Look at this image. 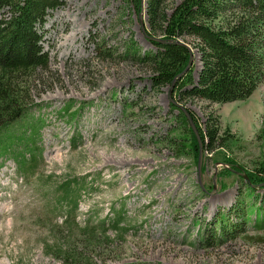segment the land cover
<instances>
[{"label": "rangeland", "instance_id": "1", "mask_svg": "<svg viewBox=\"0 0 264 264\" xmlns=\"http://www.w3.org/2000/svg\"><path fill=\"white\" fill-rule=\"evenodd\" d=\"M149 1L142 0L139 13L124 0H63L40 27L50 65L35 74L28 115L45 123L42 158L28 172L9 158L0 167V264H62L42 245L60 235L58 186L74 180L80 225L108 222L121 210L131 227L88 264H264V230L256 229L254 215L220 240L207 232L239 200L248 212L261 206L264 190L255 202L240 177L214 176L225 159L249 172L264 162V80L247 100L217 105L181 101L167 87L153 90L149 69L124 54L131 39L141 56L156 52L148 38ZM182 1L165 0L167 15ZM201 68L198 55L195 79ZM171 102L191 111L204 132L212 118L226 141L203 155L201 179L198 161L178 156L171 143L182 133ZM68 105L79 109L75 119L59 114Z\"/></svg>", "mask_w": 264, "mask_h": 264}, {"label": "trees", "instance_id": "2", "mask_svg": "<svg viewBox=\"0 0 264 264\" xmlns=\"http://www.w3.org/2000/svg\"><path fill=\"white\" fill-rule=\"evenodd\" d=\"M124 1L142 11V0ZM164 3H147L148 38L156 52L141 56L132 39L125 44V56L139 60L151 72L152 89H171L174 84L173 98L200 99L216 105L250 98L264 80V0H184L170 15ZM63 5V0H0V167L9 158L19 170L28 172L42 158L39 140L45 123L28 115L33 104L32 84L37 71L47 70L50 65L49 55L42 48L40 27L50 12ZM178 41L192 45L198 53L202 68L197 79L193 76L194 64L179 78L189 64L191 48ZM71 108L68 105L59 114L75 119L79 109L72 112ZM171 109L179 111L181 118L182 133L171 140L178 156L198 161L201 149L205 155L226 147L212 118L207 120L204 132L195 115L187 110L196 134L180 106L171 102ZM73 146L76 148V144ZM224 164L217 176L240 177L246 183L247 198L253 197L256 202L259 196L254 194L264 190V162L251 172L233 159H225ZM78 186L76 180L58 186L62 197L55 209L63 213V220L56 224L54 233L60 235L53 243L42 245L62 264H88L91 255L123 240L131 228L121 210L108 222L80 225L75 215L77 205L71 200ZM261 202L260 207L248 212L244 201H237L227 214L221 213L207 224L208 238L220 240L230 232L237 233L249 223L251 215L255 216L256 229L264 230V198ZM234 216L241 217L243 223L234 225L230 221Z\"/></svg>", "mask_w": 264, "mask_h": 264}, {"label": "water", "instance_id": "3", "mask_svg": "<svg viewBox=\"0 0 264 264\" xmlns=\"http://www.w3.org/2000/svg\"><path fill=\"white\" fill-rule=\"evenodd\" d=\"M176 43L179 44V45L187 46V45H185L184 43H182V41H178V42H176ZM190 55H191V58H190L189 64H188L187 68H185V71L180 75L179 78H181V77H183L184 75H186V74L188 73V71L190 70V68L192 67V65L195 63V61H197V56H198V53H197V52L194 53V52L191 50V54H190ZM173 87H174V84H173L172 87H171V92H172ZM180 109L183 111V113L185 114L186 118L189 120L191 127L193 128V130H194L195 133L197 134L196 128H195L193 122L191 121L190 115H189V113L187 112V110L183 109L182 107H180ZM200 147H201V144H200ZM202 161H203V151H202V149H201L200 157H199V160H198V173H197V174H199L200 179H201V173H202ZM240 175H241L242 177L246 178L245 175H243V174H240ZM216 177H217V173L215 174L214 179H215ZM263 186H264V185H263ZM214 188H215V187H214ZM214 190H215V189H214Z\"/></svg>", "mask_w": 264, "mask_h": 264}]
</instances>
